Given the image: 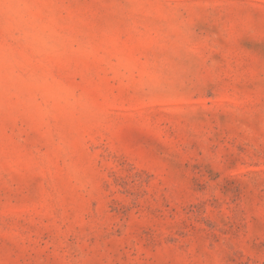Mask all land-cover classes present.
Listing matches in <instances>:
<instances>
[{
  "label": "rangeland",
  "instance_id": "rangeland-1",
  "mask_svg": "<svg viewBox=\"0 0 264 264\" xmlns=\"http://www.w3.org/2000/svg\"><path fill=\"white\" fill-rule=\"evenodd\" d=\"M0 264H264V0H0Z\"/></svg>",
  "mask_w": 264,
  "mask_h": 264
}]
</instances>
